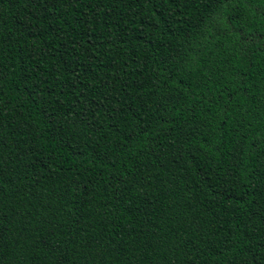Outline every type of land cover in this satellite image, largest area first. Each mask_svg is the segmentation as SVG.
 Masks as SVG:
<instances>
[{
  "label": "trees",
  "instance_id": "1",
  "mask_svg": "<svg viewBox=\"0 0 264 264\" xmlns=\"http://www.w3.org/2000/svg\"><path fill=\"white\" fill-rule=\"evenodd\" d=\"M0 264H264V0H0Z\"/></svg>",
  "mask_w": 264,
  "mask_h": 264
}]
</instances>
